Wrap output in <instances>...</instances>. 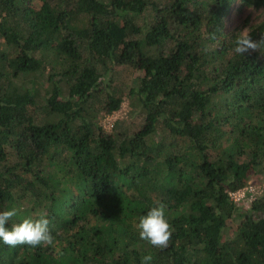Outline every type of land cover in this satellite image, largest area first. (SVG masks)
I'll list each match as a JSON object with an SVG mask.
<instances>
[{
	"label": "trees",
	"instance_id": "16d2710c",
	"mask_svg": "<svg viewBox=\"0 0 264 264\" xmlns=\"http://www.w3.org/2000/svg\"><path fill=\"white\" fill-rule=\"evenodd\" d=\"M39 1L0 0V211L46 215L55 241H0V264H264V191L228 194L264 173V55L233 51L264 34V0ZM235 2L261 20L225 31ZM125 93L142 122L106 130ZM157 201L164 249L136 227Z\"/></svg>",
	"mask_w": 264,
	"mask_h": 264
},
{
	"label": "clouds",
	"instance_id": "9594fccd",
	"mask_svg": "<svg viewBox=\"0 0 264 264\" xmlns=\"http://www.w3.org/2000/svg\"><path fill=\"white\" fill-rule=\"evenodd\" d=\"M211 38L215 39V33ZM262 48H264V34H261L259 39H253L249 32L242 30L235 40L233 51L241 56L253 52L264 55V52H261ZM17 214L16 208L0 211V241L4 245L12 248L18 245H27L32 248L54 245L55 236L49 227L50 220L46 215L25 217L21 222L14 223L10 227L6 226ZM136 227L139 238L157 249L167 248L175 231L166 214V205L160 201H157L145 215L140 217ZM152 260L151 254L144 255L141 257V264H152Z\"/></svg>",
	"mask_w": 264,
	"mask_h": 264
},
{
	"label": "rangeland",
	"instance_id": "374dc122",
	"mask_svg": "<svg viewBox=\"0 0 264 264\" xmlns=\"http://www.w3.org/2000/svg\"><path fill=\"white\" fill-rule=\"evenodd\" d=\"M32 2L39 6L41 1L39 0H32ZM263 16V11L259 8H254L250 6H241L238 7V3L235 2L234 6L231 10L230 16L227 18V22L225 25V31L232 30L235 27H239L241 25V21L245 17H249V23H255L259 20H261ZM244 30L247 32L248 28L243 27L241 28V31ZM2 40V38L0 37ZM117 68V69H116ZM114 71H112V77L115 78L116 81L123 83L124 89L127 90V88L132 85V69L128 66H121L116 67ZM41 81L40 74H30L27 77H19L14 79L13 82H15L16 85L21 87H31L35 90V87L32 86L35 83L39 84ZM41 88V85H39V90ZM33 90V91H34ZM42 93V91L40 90ZM99 122L103 125V127L106 130H111L113 128V123L118 120L121 125H124L125 127H129L130 129L136 128L141 122H142V113L139 111V107L136 104V101H134V98H131V96L128 93H125L123 95V100L120 104V107L117 110H114L111 113H105L100 116ZM112 122V125L110 123ZM126 127V128H127ZM128 128V129H129ZM253 184L254 187V193L251 194L241 205L244 207H249L251 202L257 198L258 196L262 195V192L264 191V173L263 172H254L250 178L248 179ZM247 181V182H248ZM240 205V204H238Z\"/></svg>",
	"mask_w": 264,
	"mask_h": 264
},
{
	"label": "built area",
	"instance_id": "2783aa9c",
	"mask_svg": "<svg viewBox=\"0 0 264 264\" xmlns=\"http://www.w3.org/2000/svg\"><path fill=\"white\" fill-rule=\"evenodd\" d=\"M112 125V122L110 123ZM253 184L248 181L245 185L233 190H229L228 194L232 201L236 204H242L254 192Z\"/></svg>",
	"mask_w": 264,
	"mask_h": 264
}]
</instances>
